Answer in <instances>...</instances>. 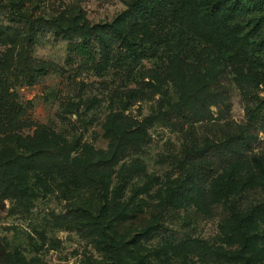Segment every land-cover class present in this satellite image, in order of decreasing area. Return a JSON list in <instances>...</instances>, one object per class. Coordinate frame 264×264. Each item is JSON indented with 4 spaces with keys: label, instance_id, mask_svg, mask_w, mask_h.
<instances>
[{
    "label": "rangeland",
    "instance_id": "1",
    "mask_svg": "<svg viewBox=\"0 0 264 264\" xmlns=\"http://www.w3.org/2000/svg\"><path fill=\"white\" fill-rule=\"evenodd\" d=\"M133 1L0 0L22 108L0 125V264H264V65L189 43L121 66L113 30L143 44L167 32L129 25ZM241 17L255 47L264 1ZM72 27L101 34L105 69L99 38L92 61L69 55Z\"/></svg>",
    "mask_w": 264,
    "mask_h": 264
},
{
    "label": "trees",
    "instance_id": "2",
    "mask_svg": "<svg viewBox=\"0 0 264 264\" xmlns=\"http://www.w3.org/2000/svg\"><path fill=\"white\" fill-rule=\"evenodd\" d=\"M243 1L245 4L254 6L264 0H235L232 3H226L225 0H134L124 12L129 25L134 24L137 17L145 21L159 20L163 23L161 28H164V31L166 29L167 32L164 33L163 38L159 35L158 38L150 40L148 44H143L125 33L113 30V40L118 42L120 48L115 61H119L121 66L129 67L136 65L142 58H157L163 45L168 47L171 53L178 54L184 51L191 52L193 49L189 43H197L201 47H213L232 65L240 64L247 67L264 65V36L254 47L253 42L249 40L250 30L243 33L239 25L242 20L241 12L245 5ZM70 30L79 32L81 39L68 43L69 55L83 56L92 61L93 44L91 42L99 38V47L105 46L101 34L95 31L76 27ZM150 33H152L151 29ZM106 47L100 50L101 58L97 64L100 69L108 66L109 56L105 51ZM181 68L182 63L178 56L174 55L173 61L166 69L173 72ZM6 70L5 62L0 59L1 126L10 125L12 120L22 113L21 106L15 101V93L10 91L9 84H7ZM253 111L264 112L263 102L258 103ZM177 203L178 194L174 192L171 205L176 207Z\"/></svg>",
    "mask_w": 264,
    "mask_h": 264
}]
</instances>
